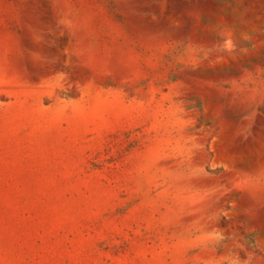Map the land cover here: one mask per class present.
Segmentation results:
<instances>
[{"label": "rangeland", "instance_id": "1", "mask_svg": "<svg viewBox=\"0 0 264 264\" xmlns=\"http://www.w3.org/2000/svg\"><path fill=\"white\" fill-rule=\"evenodd\" d=\"M0 264H264V0H0Z\"/></svg>", "mask_w": 264, "mask_h": 264}]
</instances>
